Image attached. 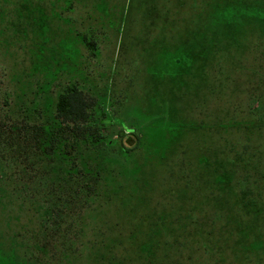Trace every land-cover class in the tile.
Wrapping results in <instances>:
<instances>
[{
    "label": "rangeland",
    "instance_id": "obj_1",
    "mask_svg": "<svg viewBox=\"0 0 264 264\" xmlns=\"http://www.w3.org/2000/svg\"><path fill=\"white\" fill-rule=\"evenodd\" d=\"M226 5L264 0H0V264H264V26L242 13L225 40ZM74 84L117 145L101 197L61 223L35 127ZM122 122L143 137L128 157Z\"/></svg>",
    "mask_w": 264,
    "mask_h": 264
},
{
    "label": "trees",
    "instance_id": "obj_2",
    "mask_svg": "<svg viewBox=\"0 0 264 264\" xmlns=\"http://www.w3.org/2000/svg\"><path fill=\"white\" fill-rule=\"evenodd\" d=\"M244 6L246 7H239V5L220 7L216 13L218 20L211 19L210 16V26L213 23L212 27L216 32L217 29H224L228 36L225 40L228 41L236 39L235 37L239 34L238 24L244 16L252 17L256 20L255 22L264 26V9L258 5ZM231 27L235 29L233 30ZM84 41L87 42L90 49L95 50L94 43H89L86 38ZM191 53L190 47L185 44L176 53L166 58V68L172 78L189 74L194 57ZM115 122L106 109L97 111L96 101L74 84L59 94L55 114L50 121L35 127L36 152L38 153L36 157L48 168L46 174L50 179L48 192L56 196L57 202L51 209L52 212L49 211V213L57 214L58 220L63 219L61 223L66 220L62 216H68L69 211L72 215L79 210V213L76 214V217H79L81 212L88 209L92 199L101 197L106 166L103 165L104 160L101 161L100 152L105 147L117 145L115 142L108 141L102 132ZM122 126L123 130L119 131L120 151L124 157H128L131 152L142 147L143 137L138 135L136 130H126V124L123 122ZM98 153L99 164L95 163V159H92V155ZM80 178L84 183L79 180ZM245 194L242 193L240 202L238 206L236 205L238 210L241 205L244 209L251 207L244 202ZM58 203H61V206H58ZM257 205L256 203L252 204V208ZM236 220L240 225V217H237ZM58 224L60 225V223ZM252 245L256 249L262 245V242L257 239ZM153 255L156 253L153 252Z\"/></svg>",
    "mask_w": 264,
    "mask_h": 264
}]
</instances>
